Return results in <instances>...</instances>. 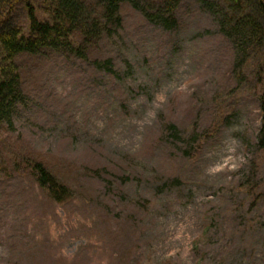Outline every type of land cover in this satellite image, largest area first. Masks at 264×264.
Instances as JSON below:
<instances>
[{
    "label": "rangeland",
    "instance_id": "374dc122",
    "mask_svg": "<svg viewBox=\"0 0 264 264\" xmlns=\"http://www.w3.org/2000/svg\"><path fill=\"white\" fill-rule=\"evenodd\" d=\"M120 16L85 58L19 59L0 264H264L263 55L244 57L198 0L172 30L129 4ZM35 163L70 196L54 202Z\"/></svg>",
    "mask_w": 264,
    "mask_h": 264
},
{
    "label": "trees",
    "instance_id": "16d2710c",
    "mask_svg": "<svg viewBox=\"0 0 264 264\" xmlns=\"http://www.w3.org/2000/svg\"><path fill=\"white\" fill-rule=\"evenodd\" d=\"M37 1V2H36ZM0 0V126L23 101L19 59L44 50L83 57L96 47L104 29L119 27L120 10L129 4L153 23L172 30L182 0ZM217 19V26L244 57L262 54L264 70V0H198ZM24 12L23 27L18 13ZM26 30V31H24ZM246 30V31H245ZM87 55H85L86 57ZM262 125L258 149L264 151V92L259 98ZM40 187L57 203L68 189L40 164L32 166Z\"/></svg>",
    "mask_w": 264,
    "mask_h": 264
}]
</instances>
